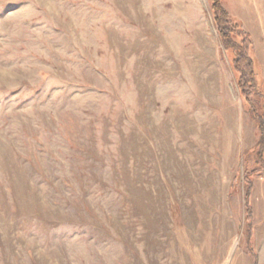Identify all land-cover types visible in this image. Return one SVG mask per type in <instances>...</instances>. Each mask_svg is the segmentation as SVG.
<instances>
[{
	"label": "rangeland",
	"instance_id": "1",
	"mask_svg": "<svg viewBox=\"0 0 264 264\" xmlns=\"http://www.w3.org/2000/svg\"><path fill=\"white\" fill-rule=\"evenodd\" d=\"M211 3L0 0V264H264V0L254 90Z\"/></svg>",
	"mask_w": 264,
	"mask_h": 264
},
{
	"label": "trees",
	"instance_id": "2",
	"mask_svg": "<svg viewBox=\"0 0 264 264\" xmlns=\"http://www.w3.org/2000/svg\"><path fill=\"white\" fill-rule=\"evenodd\" d=\"M211 9L214 15L215 24L219 35L222 38L225 48L233 52V63L239 75L240 86L245 90L243 84H248V88L254 90V70L252 60L249 56V37L243 32L237 24L233 23L227 13L220 7L219 0H212ZM246 99L248 96L246 94ZM249 105L254 114L259 119V126L261 128L262 136L258 144L261 148L264 147V113L259 114L256 107ZM262 149L260 150V154ZM259 154V155H260Z\"/></svg>",
	"mask_w": 264,
	"mask_h": 264
}]
</instances>
